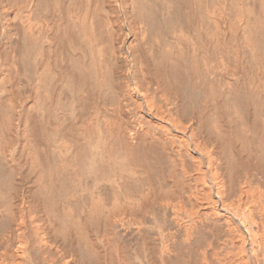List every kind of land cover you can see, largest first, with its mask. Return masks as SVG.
<instances>
[{
	"label": "bare ground",
	"instance_id": "6f19581e",
	"mask_svg": "<svg viewBox=\"0 0 264 264\" xmlns=\"http://www.w3.org/2000/svg\"><path fill=\"white\" fill-rule=\"evenodd\" d=\"M0 264H264V0H0Z\"/></svg>",
	"mask_w": 264,
	"mask_h": 264
}]
</instances>
